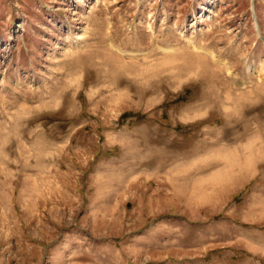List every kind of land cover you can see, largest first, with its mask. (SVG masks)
<instances>
[{"label": "rangeland", "instance_id": "374dc122", "mask_svg": "<svg viewBox=\"0 0 264 264\" xmlns=\"http://www.w3.org/2000/svg\"><path fill=\"white\" fill-rule=\"evenodd\" d=\"M0 264H264V0H0Z\"/></svg>", "mask_w": 264, "mask_h": 264}, {"label": "bare ground", "instance_id": "6f19581e", "mask_svg": "<svg viewBox=\"0 0 264 264\" xmlns=\"http://www.w3.org/2000/svg\"><path fill=\"white\" fill-rule=\"evenodd\" d=\"M213 55V54H212Z\"/></svg>", "mask_w": 264, "mask_h": 264}]
</instances>
